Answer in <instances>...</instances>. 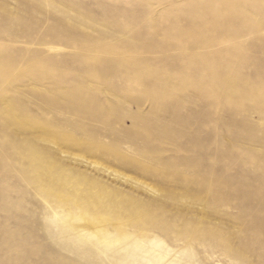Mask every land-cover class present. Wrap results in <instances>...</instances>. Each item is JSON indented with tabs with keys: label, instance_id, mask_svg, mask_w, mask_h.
I'll use <instances>...</instances> for the list:
<instances>
[{
	"label": "rangeland",
	"instance_id": "1",
	"mask_svg": "<svg viewBox=\"0 0 264 264\" xmlns=\"http://www.w3.org/2000/svg\"><path fill=\"white\" fill-rule=\"evenodd\" d=\"M0 264H264V0H0Z\"/></svg>",
	"mask_w": 264,
	"mask_h": 264
}]
</instances>
